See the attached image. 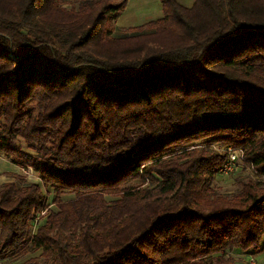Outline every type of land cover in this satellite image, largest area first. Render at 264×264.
Segmentation results:
<instances>
[{"label": "trees", "instance_id": "16d2710c", "mask_svg": "<svg viewBox=\"0 0 264 264\" xmlns=\"http://www.w3.org/2000/svg\"><path fill=\"white\" fill-rule=\"evenodd\" d=\"M125 4L0 0V155L38 177L0 183V260L249 264L264 248V0H160V17L115 29ZM226 147L252 175L223 193Z\"/></svg>", "mask_w": 264, "mask_h": 264}, {"label": "rangeland", "instance_id": "374dc122", "mask_svg": "<svg viewBox=\"0 0 264 264\" xmlns=\"http://www.w3.org/2000/svg\"><path fill=\"white\" fill-rule=\"evenodd\" d=\"M142 5L144 6V8L149 9V13L151 14L150 15L151 19L158 18L161 15L160 5H157V4L154 5L151 2V0H149L148 2H144V3L142 0H141V3H140V0H132L128 4L127 9L134 10L136 7H140ZM151 6L153 8L150 9ZM147 13H148V11H142L140 13L136 12L135 13V18H136L135 23L141 24V23L145 22L146 20L148 21L149 19L145 18V15ZM129 15L130 14L128 13V10H125V15L121 16V18H119L118 22L119 23L125 22L126 19H124V17H128ZM115 22H116V20H113L112 25L113 24L116 25ZM22 148H24L26 151L29 150L27 147H25L24 144L22 145ZM228 148H231V147H226V149L224 148L226 150L227 154H228ZM243 167H244L243 163L241 161H237L236 166L232 171H229L226 173V171H220L219 170V173H217L214 176V181H213V188L215 189V191L223 192V193L230 192L231 190H233L236 187V185L234 183V177L235 176L245 175V174L252 175L251 169L249 167H247V168L246 167L243 168ZM30 169H31V167H30ZM30 169L28 167H25V166L15 165L0 155V183L6 181L8 179H12V178L17 179V177L18 178L22 177L23 179H26L27 181H38L37 173H35L33 171V169H31V171H30ZM61 197L64 199V198L70 197V195L64 193V194H62ZM260 243L261 244L264 243V233L262 234ZM25 256H28V255H23L21 257H25ZM252 258L255 260L254 261L255 264H264V248L261 251H259L258 253L252 255ZM0 264H17V261H7V260L1 261L0 260Z\"/></svg>", "mask_w": 264, "mask_h": 264}, {"label": "crops", "instance_id": "0c3cea01", "mask_svg": "<svg viewBox=\"0 0 264 264\" xmlns=\"http://www.w3.org/2000/svg\"><path fill=\"white\" fill-rule=\"evenodd\" d=\"M132 0H126V4H125V6H124V8H123V10H122V12L116 17V22H115V24L116 25H112L115 29H125V28H129V27H131V26H134V25H137L136 23H135V20H136V18H135V13L137 12V13H140V12H142V11H148V13L145 15V18L146 19H151V14L149 13V9L148 8H144V6L142 5V6H140V7H136L134 10H132V9H127L128 8V4L131 2ZM143 1V3L144 2H148L149 0H142ZM179 3H181L182 5H184V6H190L191 4H192V2H193V0H177ZM151 2L155 5V4H157V5H160V0H151ZM140 3H141V0H140ZM151 5V4H150ZM153 6V5H152ZM150 7V9L151 8H153V7ZM160 8H161V6H160ZM125 10H128V13L131 15H129L128 17H124V19H126L125 20V22H118V20H119V18H121V16H124L125 15ZM161 16V15H160ZM159 16V17H160ZM154 19V18H153ZM147 21V20H146ZM11 165V164H10ZM14 166V165H13ZM9 168V167H8Z\"/></svg>", "mask_w": 264, "mask_h": 264}, {"label": "built area", "instance_id": "2783aa9c", "mask_svg": "<svg viewBox=\"0 0 264 264\" xmlns=\"http://www.w3.org/2000/svg\"><path fill=\"white\" fill-rule=\"evenodd\" d=\"M240 155H241V150L240 149L228 148L227 159L223 163V165L221 166L220 171H226V173L229 172V171H232L235 168V166H236V163H237L236 159ZM25 167H28L30 169L29 166H25ZM31 169H30V171H31ZM43 213H44V210L40 211L39 214L42 215ZM36 218H37V216L34 217V220H36ZM254 261L255 260L252 257H249V259H248L249 264H255Z\"/></svg>", "mask_w": 264, "mask_h": 264}]
</instances>
